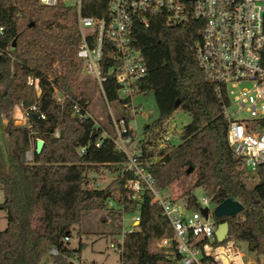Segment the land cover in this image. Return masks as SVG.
<instances>
[{"label":"trees","instance_id":"obj_1","mask_svg":"<svg viewBox=\"0 0 264 264\" xmlns=\"http://www.w3.org/2000/svg\"><path fill=\"white\" fill-rule=\"evenodd\" d=\"M75 12V8L61 2L50 7L40 5L38 0H0V23L5 28L0 44V119H7L3 129L7 171L0 174V211L5 213L6 221L0 231V264H21L22 255L25 264H42L51 246L58 250L51 258L52 264H73L70 260L79 259L86 245L79 242L73 249L63 239H70L85 214L99 211L110 217L112 235L122 236L119 264H172L164 253L151 250L154 242L172 234L161 207L152 202V194L144 192L139 203L126 198V182L134 177L122 171L128 159L113 142L109 115L96 127L93 120L74 114V103L83 107L94 83L79 78L82 64L75 57ZM81 13L94 18L105 16L106 0H82ZM200 29L195 21L163 28L162 32L171 38L166 46L151 34L144 40L149 70L133 87L134 94H151L159 101L162 88L168 87L156 77L160 72L167 81H173L176 90L172 104L159 112L146 133L161 128L177 111L187 113L190 121L183 126L177 146L157 152L142 146L140 160L158 158L149 171L161 191L189 173L193 175L191 187L180 196L188 211L200 208L194 194L197 189L215 205L228 199L242 204L240 216L227 220L229 235L256 257H264V166L249 173L242 160L234 156L213 84L192 53L179 52L177 43L193 45ZM55 60L58 71L51 69ZM108 61L106 45L101 62L103 75ZM261 62L264 66V48ZM29 78L38 80L39 95L27 84ZM54 90L62 95L61 103L55 100ZM103 90L108 104L128 103L120 100L113 76L107 78ZM16 106L24 112L28 126L14 125L11 115ZM39 114L45 118H37ZM120 118L126 124L132 121L127 110ZM55 130L58 137L53 136ZM37 139L43 141L39 154L34 151ZM28 151H32L30 161L25 159ZM102 168L116 177L104 189H97L91 185L89 172L97 174ZM248 178L254 179L252 186ZM109 198L115 201L116 209L108 208ZM36 210L43 218L41 232H35L32 226ZM134 214L139 217L137 230L123 232L121 217Z\"/></svg>","mask_w":264,"mask_h":264},{"label":"built area","instance_id":"obj_2","mask_svg":"<svg viewBox=\"0 0 264 264\" xmlns=\"http://www.w3.org/2000/svg\"><path fill=\"white\" fill-rule=\"evenodd\" d=\"M81 1L38 0V3L51 7L61 2L75 8L78 31L75 57L82 64L81 73L99 88L108 109L103 90L108 77L113 76L120 100L128 101L120 105L126 110L134 95L133 87L148 74L149 65L143 52L146 36L151 34L160 45L166 46L171 38L162 32L163 28L198 22L201 27L198 40L191 46L177 43L179 52L192 53L201 72L213 84L227 124V143L234 156L242 160L249 173L264 166V126L261 125L264 121V66L261 62L264 0H106V15L100 18L84 16ZM151 29L155 31L150 32ZM4 36L5 28L0 23V44ZM106 45L109 61L103 75L101 62ZM27 84L39 95L37 79L29 78ZM54 94L55 100L61 103L62 95L57 90ZM89 106V101L83 107L74 103V114L93 120L99 127L102 118L94 119ZM31 110L37 112L36 107ZM109 117L115 134L113 142L128 159L122 171L131 172L134 177L126 182V198L139 203L143 193L150 192L152 202L161 207L172 230L170 236L156 241L157 251L164 253L172 264H264L263 256H248L242 251L230 237L229 228L221 242L216 239L218 225L238 218L241 213L216 218L213 212L217 205L206 196L198 201V211H188L182 199H167L149 171L150 164L158 158L140 160L141 147L137 152L133 143L135 129L126 124L124 118H114L110 111ZM37 118L45 117L39 114ZM164 124L152 134L148 133L150 142L143 145L147 150L160 151L180 143L181 134L166 131ZM58 135L55 130L53 136ZM25 157L30 161L32 152H26ZM261 206L264 211V201ZM204 208L206 217L201 213ZM131 220L126 232L137 230L138 215H131ZM63 241L68 242L69 238ZM121 244L122 236L110 242L109 248L119 255ZM48 254L56 256L57 248L49 247Z\"/></svg>","mask_w":264,"mask_h":264},{"label":"rangeland","instance_id":"obj_3","mask_svg":"<svg viewBox=\"0 0 264 264\" xmlns=\"http://www.w3.org/2000/svg\"><path fill=\"white\" fill-rule=\"evenodd\" d=\"M51 69L58 71L59 65L57 60H55L52 63ZM156 77L158 78L159 82H162L161 80H164L168 84L167 89L162 88L159 96L160 100L157 101V99L151 94L149 95L134 94L132 95L133 97L130 106L126 109L127 112L131 114L132 117V121L129 124L135 129L134 131L135 140L133 143L137 146V152L140 151V147L142 148V146L145 145L146 142H150V139L148 138L149 134L146 133L147 132L146 129L149 126V124L158 117V114L161 110H165L166 108H168L174 101V98L176 97V90L173 81L172 80L167 81V79L164 77L163 72L158 73ZM167 77H169V75H167ZM79 78L87 79L81 72ZM93 84L91 85V90H90L91 92L89 96V102H90L89 111L92 117L94 119L97 118L104 119L107 114L109 115V111H110L114 116V118L117 119L123 111L120 107L121 104L118 103L108 104L109 105V109H108L99 88L95 85V83ZM15 108L11 115L14 125L28 126L24 112L20 109L23 118L19 119L18 112L14 114ZM240 117L245 118L246 115L240 114ZM189 121L190 118L187 113L177 111L164 124L165 130L166 131L171 130V132H173L175 135L181 134L183 126L188 124ZM6 123H7V119L6 120L3 119V123H2V119H0V153L6 152L7 143L4 139L3 131L1 130L3 127L2 124L6 125ZM155 152H157V149H155ZM115 177L116 174L110 173V171L106 168L100 169L99 173L97 174L93 172H89V179L91 185L94 186L95 182H100V185L97 187L98 189H104ZM193 178H194L193 175L189 173L187 177L183 178L179 182L172 184L169 188L163 190L162 191L163 195L169 200H176V199L183 200V198L180 196L185 190L191 187ZM253 183H254V179L248 178V185L252 186ZM194 194L197 197L198 201H201L204 197V194L200 189L195 190ZM0 198L2 199L1 192H0ZM111 199L112 198H109V201L107 202V206L108 208L116 209L117 206L115 204V201ZM210 209L211 212H213V207H211ZM37 214L42 216L40 211L37 210L34 215V219ZM109 222H110V217L107 215L106 212H102V211L89 212L84 215V219L82 223L79 226L74 227L72 236L67 242L68 245L73 249H76L78 247L79 242H82L86 245L85 249L81 253V260L80 258L79 259L73 258L70 260L73 264H81L83 262L86 263L94 262L95 264L96 263L102 264V262L105 259L106 262L104 264H119V256L109 249V243L110 241H115L120 236L112 235L113 228L110 226ZM121 223H122L123 232L124 231L126 232L131 227V223H132L131 215H123L121 217ZM5 224L6 221L4 218V212L0 211V231H2L5 228ZM33 224L36 227H40L41 225L37 217L35 222L33 221ZM238 246L242 249L244 253L249 254L245 244H240ZM151 250L157 251L156 242L152 244ZM50 258L51 257H48L46 254V258L44 259L43 264H52V259ZM20 260H21V264H25L26 260L23 255L21 256Z\"/></svg>","mask_w":264,"mask_h":264},{"label":"water","instance_id":"obj_4","mask_svg":"<svg viewBox=\"0 0 264 264\" xmlns=\"http://www.w3.org/2000/svg\"><path fill=\"white\" fill-rule=\"evenodd\" d=\"M42 147H43V141L37 139L35 141V150H34L35 154H39L42 150ZM190 171L191 169L189 170V172ZM243 210L244 207L242 206V204H240L237 201L228 199L222 202L221 204L217 205L213 213L216 218H229L242 213ZM201 213L203 214L204 217H206L207 209L206 208L202 209ZM227 232H228V223L222 222L221 224L218 225L217 230L215 231L216 239L219 242H221L225 238Z\"/></svg>","mask_w":264,"mask_h":264},{"label":"crops","instance_id":"obj_5","mask_svg":"<svg viewBox=\"0 0 264 264\" xmlns=\"http://www.w3.org/2000/svg\"><path fill=\"white\" fill-rule=\"evenodd\" d=\"M18 112V114H19V119H21V118H23V116H22V113H21V110H20V108L19 107H16L15 108V111H14V114H16ZM13 113V112H12ZM18 117V116H17ZM3 119H5L4 117L2 118V123H3ZM6 120V119H5ZM2 131H3V129H4V126L5 125H3L2 124ZM3 137V136H2ZM6 171H7V165H6V159H5V153H0V174H2V173H6ZM100 185V182H95L94 183V188H97L98 186ZM98 189V188H97ZM1 192V191H0ZM2 194V193H1ZM2 202V199L0 198V203ZM37 211V210H36ZM3 212V211H2ZM36 213V212H35ZM4 217H5V213H4ZM36 217L38 218V220L40 221V223H41V225H40V227H36V226H34V224H33V221L35 222V220H36ZM36 217H35V219H34V217H33V219H32V226H33V229H34V231L35 232H41L42 231V228H43V218H42V216H40L39 214H37L36 215ZM5 226H6V224H5ZM40 229H41V231H40ZM125 232V231H124ZM111 242V241H110ZM110 244V243H109ZM110 249V248H109ZM112 252H113V250L112 249H110ZM249 252V251H248ZM115 253V252H114ZM116 254V253H115ZM118 255V254H117ZM248 256H252V255H254L253 253H251V252H249V254H247ZM47 256L48 257H51L52 258V256L51 255H49L48 254V252H47ZM119 256V255H118ZM46 258V255L42 258V264L44 263V259ZM50 258V259H51ZM80 260H81V255H80ZM106 262V259L102 262V264H104ZM94 263V262H93ZM95 264V263H94ZM97 264V263H96Z\"/></svg>","mask_w":264,"mask_h":264}]
</instances>
